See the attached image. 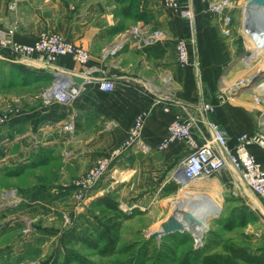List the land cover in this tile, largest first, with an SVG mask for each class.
Instances as JSON below:
<instances>
[{"label":"crops","instance_id":"0c3cea01","mask_svg":"<svg viewBox=\"0 0 264 264\" xmlns=\"http://www.w3.org/2000/svg\"><path fill=\"white\" fill-rule=\"evenodd\" d=\"M180 1L189 2L194 9V43L188 50L190 58L198 64L200 80L191 65L182 66L176 58L174 39L189 36L188 22L176 11L164 7L161 0H0V31L13 27L16 41L31 43L39 32L54 31L89 52L85 65L70 56L52 63H46L38 55L0 58L5 61L0 70L2 79L8 76L7 69L16 71L9 74L12 90L5 87L0 96L5 104L14 103L20 108L3 126L5 134L13 135L17 143L25 145L38 140L64 144L61 124L71 120L74 133L64 137L71 156L62 159V173L69 177L81 175L110 150L128 142L114 157L109 172L111 180L106 182L105 175L90 192V198L114 194L120 204L143 191L171 162L189 150L179 141L159 147L172 120L185 117L188 111L194 117L192 134L196 141L201 143L209 137L198 110L201 102L213 105L208 118L225 131L231 143L236 135L252 132L260 111L253 107L251 94L220 96L221 90L217 89L222 68L244 51L245 37L233 25L230 34L223 35L221 19L207 10L206 0ZM135 15H143L144 20H136ZM143 24L162 29L172 40L136 46L124 39L131 26ZM115 25H122L123 29L113 32ZM123 39L125 44L120 51L103 55L109 45ZM87 67L90 72L85 76ZM56 70L75 74L78 83L87 80L81 95L70 104L43 102L42 92L50 85ZM232 71L224 82L235 78L230 74ZM101 78L112 79L115 89L100 90ZM260 107L264 110V102ZM140 116L142 127L130 138L134 122ZM249 151L264 167V149L251 144ZM255 198L264 210L261 201Z\"/></svg>","mask_w":264,"mask_h":264},{"label":"rangeland","instance_id":"374dc122","mask_svg":"<svg viewBox=\"0 0 264 264\" xmlns=\"http://www.w3.org/2000/svg\"><path fill=\"white\" fill-rule=\"evenodd\" d=\"M241 23V17L235 11L231 27L233 25L240 28L246 42L245 49L239 57L246 52V48L251 50L253 45L250 38L242 31ZM9 28L13 27L6 29ZM6 55L12 54L9 49L0 45V58ZM239 57L222 68L217 87L221 92L226 85L248 73V70L241 66ZM255 66H262L261 62L255 63ZM4 67L5 61L0 59V70ZM7 71L8 76L3 79L0 73V95L5 93L6 88L10 89L13 85L12 75L9 74H15L16 71L13 69H7ZM230 71H232L231 76L235 75V78L224 82L223 79ZM239 92L247 91L238 90L229 96L238 95ZM7 107L20 112L19 106L14 103L5 104L0 96V114ZM66 122L61 124V134L69 137L74 133V126L70 131H63V125ZM5 124L0 125V264H26L30 261L40 264H77L73 255L88 259L95 264H130L140 259H144L145 264H148L153 260L155 251L162 240L176 245L173 246L176 248L177 255L190 247L201 248L208 240L214 244L211 252H222L221 245L230 243L264 256V210L251 190L230 168L207 178L187 181L179 179L177 174L185 154L171 162L143 191L131 197L128 202L119 204L123 212L133 213L130 218L122 222L119 228L116 252L100 255L81 242L65 243L64 233L74 223L79 225L81 230L84 226L81 224L82 219H77L78 214L86 216L93 223L96 221L94 216L101 219L95 204L90 206V202L95 197L90 198L91 191L87 190L80 198L77 182L88 169L110 156L114 148L81 175L69 177L62 173V159L66 160L71 156L66 138L62 137L64 144L61 141L50 144L33 140V144L25 145L22 141L17 143L13 135L5 134L2 129ZM113 160L114 158L109 161L104 174L95 185L105 175H107L106 182L111 180L109 172L113 168L111 167ZM164 180L166 182L162 184ZM165 184L169 185L166 191L162 189ZM38 187L46 190L54 199L46 203L35 202L33 192ZM8 190L16 192L21 199L17 202L4 200L2 194ZM186 190L194 192L195 199L202 197V193L198 192L213 195L221 206V213L208 219L207 228L200 242H196L189 232L178 230L170 232L177 233L172 242L166 239L169 233L161 235L159 242L153 235L154 232L171 220L176 212V205L185 199L183 195ZM238 209L248 214L247 223L227 229L224 224ZM66 217L69 218L68 222L65 220ZM88 234L93 233L90 231L85 233V235Z\"/></svg>","mask_w":264,"mask_h":264},{"label":"built area","instance_id":"2783aa9c","mask_svg":"<svg viewBox=\"0 0 264 264\" xmlns=\"http://www.w3.org/2000/svg\"><path fill=\"white\" fill-rule=\"evenodd\" d=\"M164 7L176 11L178 15L188 22L190 34L188 37L175 38V51L178 64L191 65L196 76L200 80L198 64L190 58L189 45L194 43L195 14L189 2L182 3L180 0H161ZM248 0H206L207 10L221 19V33L230 34V27L233 22L234 12L237 11L241 17L242 31L252 41V48L239 57L243 68L248 70L244 76L237 78L232 84L225 86L222 94L231 95L238 90H246L251 94L252 105L260 111L256 127L252 132L236 135L233 143L219 125L208 118L214 108L210 102H201L198 110L205 122L209 137L198 143L192 134L194 117L186 111L185 117L172 120L167 128V134L160 143L164 148L172 142H183L189 150L182 159L180 175L177 176L183 181L197 178H207L230 168L237 173L243 184L261 201L264 206V167H262L249 151V145L256 144L264 149V110L260 107L264 102V14L252 18L247 12ZM10 8H13V4ZM264 13V3L262 4ZM124 39L136 46H148L156 42L172 40L160 28H152L146 25L131 26L123 35ZM112 43L103 52L104 56L115 55L125 44V40ZM0 45L9 49L16 57H28L31 55L40 56L46 63L55 62L62 56H70L76 62L85 65L89 59V52L80 45L64 38L54 31H41L31 43H23L14 39V29L9 28L0 31ZM261 62L262 66H255ZM90 68L85 69V76L89 75ZM74 75L65 70H56L53 73L51 83L42 92V99L45 104L56 102L66 105L74 102L83 92L85 81L76 82ZM84 78V77H83ZM85 79V78H84ZM116 87L115 82L110 78L98 80V88L103 91H112ZM191 110V106H187ZM18 113L17 109L7 107L0 114V125ZM143 124L142 116L137 117L130 132V138L136 136ZM72 122L63 125V131L72 129ZM124 142L114 149L110 156L100 160L95 166L88 169L84 176L77 182L78 195L80 198L87 190H92L96 181L104 174L109 161L120 154L127 146ZM146 148V147H145ZM2 198L9 202H17L21 198L16 192L8 190L2 194ZM121 207V206H120ZM67 222L69 218L65 219ZM26 264H40L30 261Z\"/></svg>","mask_w":264,"mask_h":264},{"label":"trees","instance_id":"16d2710c","mask_svg":"<svg viewBox=\"0 0 264 264\" xmlns=\"http://www.w3.org/2000/svg\"><path fill=\"white\" fill-rule=\"evenodd\" d=\"M134 18L136 20H144L143 15H135ZM122 29V25L112 27L113 32H118ZM168 187L169 185L165 184L162 189L166 191ZM33 199L49 202L54 198L46 190L38 187L33 192ZM93 204L98 208L101 219L94 216L96 221L93 223L86 216L78 214L77 219H82L81 224L84 226L81 230L79 225L74 223L64 233V242H81L87 247L96 250L100 255L113 254L116 252L119 228L124 220L131 217L133 212L131 214L123 212L119 207V202L113 195L104 194L97 196L90 202V206ZM247 215L244 210H235L224 224V227L232 229L235 226L246 224L248 220L246 218ZM88 231L93 234L85 235ZM176 236L177 233H169L166 235V239L172 242ZM215 244L217 245V243ZM173 245V243H165L162 240L155 251L153 260L148 262V264H264L263 255L251 253L244 247L234 246L230 243H223L221 245L222 252H211L214 244L206 240L201 248L190 247L179 255H177L176 248L174 247L176 245ZM143 254L146 255V253ZM73 256L77 264H95L88 259ZM130 264H145V262L144 259H140Z\"/></svg>","mask_w":264,"mask_h":264},{"label":"bare ground","instance_id":"6f19581e","mask_svg":"<svg viewBox=\"0 0 264 264\" xmlns=\"http://www.w3.org/2000/svg\"><path fill=\"white\" fill-rule=\"evenodd\" d=\"M180 172L181 171L179 170L177 176L180 175ZM198 193H202V197L195 199V193L186 190L183 195L185 199L176 205L175 217L166 227V230L171 228L187 231L194 237L196 242H200V239L207 228L208 219L211 216L218 215L222 211L216 197L204 192ZM164 230L165 229L163 228H159L155 234L161 235L164 233Z\"/></svg>","mask_w":264,"mask_h":264},{"label":"water","instance_id":"95a60500","mask_svg":"<svg viewBox=\"0 0 264 264\" xmlns=\"http://www.w3.org/2000/svg\"><path fill=\"white\" fill-rule=\"evenodd\" d=\"M264 3V0H248L247 1V4H246V7H247V12L249 13V15L254 18V17H258V16H261L263 15V10H262V4ZM175 216H173L171 218V220L164 226L160 227V228H163L165 229L164 230V233L161 234V235H164V234H167V233H170V232H173L175 230H178V231H183L182 229H171V228H168L166 230V227L168 224H170L172 222V219L174 218ZM156 232V231H155ZM154 232V236H156V238L158 239V241L160 242V237L161 235H156Z\"/></svg>","mask_w":264,"mask_h":264}]
</instances>
